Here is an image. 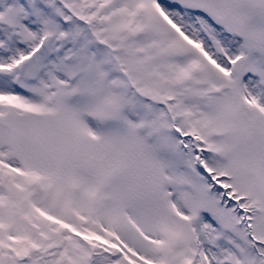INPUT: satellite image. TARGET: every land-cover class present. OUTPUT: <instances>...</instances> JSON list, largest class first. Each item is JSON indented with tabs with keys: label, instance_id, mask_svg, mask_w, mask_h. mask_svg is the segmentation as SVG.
<instances>
[{
	"label": "snow or ice",
	"instance_id": "6c2138e0",
	"mask_svg": "<svg viewBox=\"0 0 264 264\" xmlns=\"http://www.w3.org/2000/svg\"><path fill=\"white\" fill-rule=\"evenodd\" d=\"M0 264H264V0H0Z\"/></svg>",
	"mask_w": 264,
	"mask_h": 264
}]
</instances>
